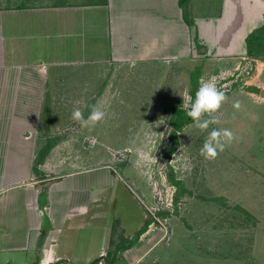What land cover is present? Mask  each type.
Here are the masks:
<instances>
[{"label": "crops", "instance_id": "1", "mask_svg": "<svg viewBox=\"0 0 264 264\" xmlns=\"http://www.w3.org/2000/svg\"><path fill=\"white\" fill-rule=\"evenodd\" d=\"M35 1L9 0L0 9V264H144L149 258L159 264V249L170 245L167 227L151 223L136 240L146 223L133 234L122 222L105 223L115 180L109 166L89 177V168L65 152L69 139L63 138L35 174L36 156L46 147L40 134L57 135V117L74 105L87 115L95 97L83 95L78 105L80 96L51 88L76 80H52L50 71L186 59L204 64L206 54L215 61L249 58L246 38L264 24V0H220L219 10L190 18L192 0Z\"/></svg>", "mask_w": 264, "mask_h": 264}, {"label": "rangeland", "instance_id": "2", "mask_svg": "<svg viewBox=\"0 0 264 264\" xmlns=\"http://www.w3.org/2000/svg\"><path fill=\"white\" fill-rule=\"evenodd\" d=\"M8 1L0 0V9ZM192 1L187 18L220 9V0ZM178 62L66 65L50 71L52 80H76V86H69L67 80L66 85L51 88L70 90L80 96L78 102L83 95L95 93L89 105L95 104L107 81L96 106L108 116L95 127L81 128L72 119L69 122L73 108L67 109L57 117L61 127L57 135L46 133L48 140L45 134L40 137L45 145L68 138L65 152L77 158L82 168H89V177L101 175L97 170L109 166L115 180L105 223L122 222L131 234L146 220L168 228L170 245L159 249L163 255L159 264H264V99L260 96L264 57L215 61L206 54L204 64L190 59ZM208 78H214L228 97L216 114L221 123L207 131L192 123L185 126L177 133V149L168 159L173 110L184 109L183 98L194 99L201 80ZM236 101L239 109L233 107ZM212 127L228 128L237 139L210 161L200 155V149ZM89 138H95V144ZM171 173L184 189L177 204L173 198L179 190L170 182Z\"/></svg>", "mask_w": 264, "mask_h": 264}, {"label": "clouds", "instance_id": "3", "mask_svg": "<svg viewBox=\"0 0 264 264\" xmlns=\"http://www.w3.org/2000/svg\"><path fill=\"white\" fill-rule=\"evenodd\" d=\"M228 99L226 93L218 88L214 82V78L201 80L198 89L195 92L194 99L189 97L183 102V108L186 110L187 117L192 121V126L200 131L209 130L211 125H218L221 123L220 118L216 115L222 105ZM79 104V102H77ZM88 114L81 107H73L71 118L79 124L81 128L95 127L97 124L105 121L108 114L95 104L87 105ZM234 108H240V102L236 101ZM114 113L112 116L114 117ZM237 138L235 134L228 128L212 127L207 132L203 145L200 149V155L206 160H215L220 153H222L226 146ZM90 144H95V138H89Z\"/></svg>", "mask_w": 264, "mask_h": 264}, {"label": "trees", "instance_id": "4", "mask_svg": "<svg viewBox=\"0 0 264 264\" xmlns=\"http://www.w3.org/2000/svg\"><path fill=\"white\" fill-rule=\"evenodd\" d=\"M186 13V12H185ZM246 46H247V56L251 59L253 58H263L264 57V24L253 30L246 38ZM192 123L189 117L186 115V110L181 108H176L173 110V116L170 120V124L172 127V130L170 132L168 142L170 143L167 146L166 154L168 155L167 158L175 152L178 145V139H177V133L184 129L185 126H188ZM52 145H46L44 149H42L40 152H38L35 162H34V172L35 174H39L38 167L43 162L45 157L50 151V148ZM170 182L178 187V192L174 195L173 201L175 204L178 203L180 198L182 197V194L184 192V189L182 186V181L175 179V176L171 173L169 175ZM163 215H167L166 213H162ZM152 220H147L146 224L143 226V228L136 234L135 239H139L142 234H144L151 224ZM99 262V261H97ZM97 262L93 264H97ZM112 261L106 262V264H112Z\"/></svg>", "mask_w": 264, "mask_h": 264}, {"label": "water", "instance_id": "5", "mask_svg": "<svg viewBox=\"0 0 264 264\" xmlns=\"http://www.w3.org/2000/svg\"><path fill=\"white\" fill-rule=\"evenodd\" d=\"M203 50H205V49H203ZM260 96L264 99V89L261 90V92H260Z\"/></svg>", "mask_w": 264, "mask_h": 264}, {"label": "built area", "instance_id": "6", "mask_svg": "<svg viewBox=\"0 0 264 264\" xmlns=\"http://www.w3.org/2000/svg\"><path fill=\"white\" fill-rule=\"evenodd\" d=\"M100 264H103V263H100Z\"/></svg>", "mask_w": 264, "mask_h": 264}]
</instances>
